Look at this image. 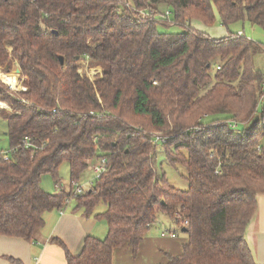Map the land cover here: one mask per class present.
Here are the masks:
<instances>
[{
    "label": "trees",
    "instance_id": "obj_1",
    "mask_svg": "<svg viewBox=\"0 0 264 264\" xmlns=\"http://www.w3.org/2000/svg\"><path fill=\"white\" fill-rule=\"evenodd\" d=\"M164 5L182 32L159 30L173 24ZM216 12L226 28L248 21L264 29V0H0V66L7 74L16 61L27 88L0 79V101L12 108L0 110L11 149L8 160L0 153V236L35 240L45 214L65 209L70 196L47 192L43 175L57 177L67 162L78 181L105 158L106 172L76 208L91 216L103 202L96 217L108 234L88 236L78 256L55 238L67 264H113L125 246L137 255L160 213L187 230L183 253L168 264H258L246 231L264 195V72L256 64L264 46L191 25H213ZM84 60L103 76L82 77ZM155 133L186 171L187 190L158 176Z\"/></svg>",
    "mask_w": 264,
    "mask_h": 264
},
{
    "label": "crops",
    "instance_id": "obj_2",
    "mask_svg": "<svg viewBox=\"0 0 264 264\" xmlns=\"http://www.w3.org/2000/svg\"><path fill=\"white\" fill-rule=\"evenodd\" d=\"M70 206L61 211L47 212L44 216L45 225L33 241L0 236V264H13L10 258L18 259L24 264H67L65 251L54 242L55 238L60 239L74 256L81 253L88 236L106 238L108 224L105 219L96 217L105 212L106 207L87 216L76 208L77 205L72 208ZM173 225L170 221L166 231L178 234ZM163 232L165 231L149 232L137 255L128 246L117 249L113 264H168L169 256L183 253L188 238L179 234L174 239L162 237ZM246 241L256 262L264 264V195L259 196L257 212L246 231Z\"/></svg>",
    "mask_w": 264,
    "mask_h": 264
},
{
    "label": "rangeland",
    "instance_id": "obj_3",
    "mask_svg": "<svg viewBox=\"0 0 264 264\" xmlns=\"http://www.w3.org/2000/svg\"><path fill=\"white\" fill-rule=\"evenodd\" d=\"M163 7H164L162 10L163 13H165L166 11L170 12V15L168 18H169L170 22H173V24L169 27H167L165 25H159V30L162 32H173V33L182 32L183 28L174 24L175 20H174L173 12L169 8H166L165 5ZM159 17H160V15H159ZM191 25L197 29L206 31L210 36H212L214 38H222V37L229 35V33H233V34L242 33L248 39L257 41V42L263 44V46H264V29L261 26L254 25L248 21H238V22L231 24L229 26V28H226L225 26H223L217 12H216V21L213 25H206L202 21H198V20H193ZM256 64L264 72V54H262L261 56H259L256 59ZM1 69L2 70L6 69V65L2 66ZM89 69L90 70L95 69L93 71V73H91V71L89 72L91 74H95V72L98 69L101 72V74H99L97 76L92 75L91 78H94V77H96V78L94 80H91V81H96L99 77L103 76V68L102 67L98 66V67L91 68L89 66V64H87V63L81 62L79 64V71L82 70L85 73V72H87L86 70H89ZM7 74H10L14 77H17V79H18L17 80L18 81V88L15 89L14 91L23 90L22 82L24 81V79H22L21 74L18 71V65H17L16 61L12 64L11 71ZM1 81H2V79H1ZM0 103H2V101H0ZM6 105L8 106L7 108L0 106V110L12 112L11 106L8 103ZM7 129H8L7 122L4 120H0V153L1 152L5 153V152L10 151V142H9V138L7 136ZM161 135L163 137H165L164 134L161 133ZM155 159H156V169H157L158 176H160V177L164 176L173 187H175L179 190L184 191V190H187L189 188L188 181L186 180V177H185L186 171L180 165H174L168 160L164 145L159 144L156 146ZM96 178L97 177L93 173V171L87 169L82 174V176L80 177V179L77 182L82 186H89L90 183H94V185H95L96 184ZM58 183L64 187H66V188H69L71 186V183H72L71 172H70L69 164L67 162H63L60 165L57 177H54L51 174H44L42 177V180H41V186L47 192H50L52 194H55L56 192H59V191L61 192V190H57V188H56V185ZM90 189H92V188H90ZM56 194H58V193H56ZM70 205L69 206L71 208L74 207V205H76V199L72 200ZM105 207H106V205L103 202H101L100 204H98L95 211L103 210V208H105ZM169 222H170V219L166 215L160 213L158 215V221H157L156 225H154L150 229V232L160 233L163 230L166 231L167 229H165V228H167L169 226ZM174 225H173V227L175 229H177L178 234L180 236H184V233L181 232V228H179L175 223H174Z\"/></svg>",
    "mask_w": 264,
    "mask_h": 264
},
{
    "label": "built area",
    "instance_id": "obj_4",
    "mask_svg": "<svg viewBox=\"0 0 264 264\" xmlns=\"http://www.w3.org/2000/svg\"><path fill=\"white\" fill-rule=\"evenodd\" d=\"M127 7H130V4H126ZM139 15L142 17V18H146L149 16V12L147 10H140L139 12ZM167 17H169L170 15V12H166L165 13ZM240 35H242V33H240ZM82 63H87L89 64V62L87 60H84L82 61ZM96 69V68H95ZM95 69H89V70H86L87 72H83L82 70L79 71V74L82 76V77H88L90 80H94L96 77L94 78H91L92 75L93 76H97L99 74H101V72L99 71V69L95 72V74H91L93 73V71ZM91 71V73H89ZM155 84H157V82H155ZM7 85V84H6ZM11 89H13L11 86H9ZM15 90V89H13ZM27 88L23 87V90H20V91H26ZM208 116H205V119H207ZM231 127L233 129H237L238 128V125L236 123H233L231 124ZM154 141H155V144L156 145H159V144H165L167 143V138L166 137H163L161 135V133H155L154 134ZM32 146L30 143L27 144V147H30ZM2 154H4L5 156V159L8 160L9 159V155L11 153V149L9 152H1ZM107 166H108V162L105 158H101V159H97V160H94L90 163L88 169L93 171V173L96 175V180L99 179L107 170ZM94 185V183H90L89 186H82L80 185L77 181H73L71 183V186L69 188H66L62 185H60L59 183L56 185V188L57 190H61V192H67L70 194V196L66 199V205L69 206L72 202V200L76 199L77 197L81 196V195H84L86 194L87 192L91 191L92 189V186ZM183 226L184 227H188L190 225V223L188 221H184L183 223ZM178 234L176 232H172V231H165L162 233V237H168V238H177Z\"/></svg>",
    "mask_w": 264,
    "mask_h": 264
},
{
    "label": "bare ground",
    "instance_id": "obj_5",
    "mask_svg": "<svg viewBox=\"0 0 264 264\" xmlns=\"http://www.w3.org/2000/svg\"><path fill=\"white\" fill-rule=\"evenodd\" d=\"M0 78L2 79V81L7 84L8 86H11L13 89H17L18 88V81L16 79V77L12 76V75H7L3 72V70L0 67ZM0 106L7 108L8 106L5 103H0Z\"/></svg>",
    "mask_w": 264,
    "mask_h": 264
},
{
    "label": "water",
    "instance_id": "obj_6",
    "mask_svg": "<svg viewBox=\"0 0 264 264\" xmlns=\"http://www.w3.org/2000/svg\"><path fill=\"white\" fill-rule=\"evenodd\" d=\"M60 60H61V63L63 64L64 63V58L61 56L60 57ZM187 230L186 229H183L182 232H186Z\"/></svg>",
    "mask_w": 264,
    "mask_h": 264
}]
</instances>
